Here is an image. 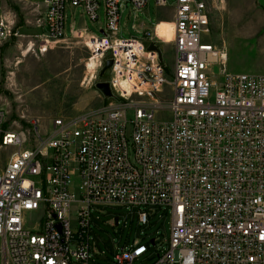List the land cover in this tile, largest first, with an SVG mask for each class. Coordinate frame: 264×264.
I'll list each match as a JSON object with an SVG mask.
<instances>
[{"label": "built area", "instance_id": "built-area-1", "mask_svg": "<svg viewBox=\"0 0 264 264\" xmlns=\"http://www.w3.org/2000/svg\"><path fill=\"white\" fill-rule=\"evenodd\" d=\"M148 1L103 0L104 36L85 38L96 72L112 59L110 89L125 103L110 102L102 116L56 117L46 127L39 118L21 125L0 108V152L13 150L0 168V264H90L99 253L91 243L93 210L105 213L99 207L134 208L141 227L156 208L170 213L168 247L150 264H264V73L227 70L225 44L206 40L210 0L171 7L155 0L172 10V41L158 35L159 21L144 31L148 46L110 36L121 8L143 11ZM43 3L38 25L47 32L30 36L0 0V43L26 40L28 51L44 53L66 39L67 3L94 23L102 5ZM159 43L173 45V70ZM161 111L170 117L159 118ZM153 240L118 249L114 262L146 257Z\"/></svg>", "mask_w": 264, "mask_h": 264}, {"label": "rangeland", "instance_id": "rangeland-1", "mask_svg": "<svg viewBox=\"0 0 264 264\" xmlns=\"http://www.w3.org/2000/svg\"><path fill=\"white\" fill-rule=\"evenodd\" d=\"M210 0L211 9V37L215 45L225 44L227 51V70L232 73H264V0ZM43 0H3L7 16L17 26H32L38 24L42 17L39 3ZM97 23L87 16L82 18L81 7L66 4V24H74L77 28L85 20L88 29L99 37L104 36L101 30L106 28L103 0ZM168 5L174 6L176 0H167ZM161 20V21H160ZM172 10L158 7L155 0H149L143 11H136L131 6L121 8L119 31L113 38L137 37L146 46L149 42L143 32L136 27L142 22L146 29L153 30L157 24V33L166 40L172 41ZM100 25L104 28H100ZM22 32L34 35L47 32L43 29L23 28ZM37 42V41H35ZM87 39L77 38L65 42H50L48 50L41 53L38 50H27L28 41L11 40L0 43V108L9 110L11 120L21 125H29L33 118H39L43 125L48 126L51 119L64 117L76 119L82 115L102 116L108 110L110 102L115 105L125 103L117 97H105V102L98 100L95 91L99 90L96 83L108 81L111 68L100 77V70L95 71L91 52L86 44ZM163 55V62L173 70L175 52L172 44H158ZM111 56V52L108 53ZM215 74H219L218 66L214 67ZM220 79V77H219ZM168 94H170V90ZM95 95V96H94ZM135 109L128 108L129 120L134 118ZM159 118H169V112L161 111ZM131 129V127H129ZM12 149L0 152V168L7 162ZM105 210L102 214L93 210V225L91 243L95 244L98 254L92 256L90 264H116L114 255L124 246L130 235L140 242H150L156 239L150 253L146 257L137 259L132 264H150L156 255V250H165L170 237L171 216L163 214V210L156 208L158 213L150 226L136 231L130 230L134 208L99 207ZM155 209V211H156ZM115 213L121 216V224L113 226L112 217ZM126 223L124 226L123 224ZM135 239V240H136Z\"/></svg>", "mask_w": 264, "mask_h": 264}, {"label": "crops", "instance_id": "crops-1", "mask_svg": "<svg viewBox=\"0 0 264 264\" xmlns=\"http://www.w3.org/2000/svg\"><path fill=\"white\" fill-rule=\"evenodd\" d=\"M37 3H39V2H37ZM39 4H40V7L42 8V17H41L40 19L44 22V16H45V5H44L43 2H42V3H39ZM81 15H82V18H85V17H86V15H85L84 12L81 13ZM66 21H67V20H66ZM82 22H83V24H81V25H80L79 27H77V28L74 26V24H70V25L68 26V33H70V35H68V34L66 33V39H65V40L56 41V42H65V41H67V40H72V41H74V39H77V38H83V39H84V37L86 38V37H89V36H98L96 33L92 32V31H90V30L88 29V26H87L85 20L82 21ZM24 27H26V28H28V29H43L44 31L47 30L45 24H44L43 26H40V25H38V24H34V25H32V26H27V25H26V26H25V25H23V26H18L20 32H21L23 35H30V36L40 35V34H42V33H35L34 35L27 34V33L22 32V30H23ZM145 27H146V24H145L144 22H142L140 25H138V26L136 27V30L144 33V31L147 30ZM100 28H104V26L100 25ZM65 32H67V24H66ZM101 32H103V30H101ZM43 33H45V32H43ZM19 41H20V40H19ZM10 42H11V41H10ZM4 43H8V42H4ZM4 43H1V44H4ZM35 44H36V46H38V41L35 42ZM95 92H96V93H95L96 98H97L98 100H101V101L104 103V102H105L104 94H103L100 90H96ZM95 95H94V96H95ZM4 109H6V110L9 112V110H8L7 108H4ZM1 168H2V167H1Z\"/></svg>", "mask_w": 264, "mask_h": 264}, {"label": "water", "instance_id": "water-1", "mask_svg": "<svg viewBox=\"0 0 264 264\" xmlns=\"http://www.w3.org/2000/svg\"><path fill=\"white\" fill-rule=\"evenodd\" d=\"M152 48H155V47L152 46ZM112 63H113L112 59H108V60L106 61L104 67H103V68L101 69V71H100V77H102V76L105 74V72H106L109 68H111ZM96 87H97V89H99V90H100V91H101L106 97H113V93H112V91H111V89H110V84H109L108 81H99V82L96 83ZM114 220H115V225L117 226V225L119 224V217L116 216ZM151 243L154 244V240H153V239H151Z\"/></svg>", "mask_w": 264, "mask_h": 264}, {"label": "trees", "instance_id": "trees-1", "mask_svg": "<svg viewBox=\"0 0 264 264\" xmlns=\"http://www.w3.org/2000/svg\"><path fill=\"white\" fill-rule=\"evenodd\" d=\"M157 213H158L157 209H156V211L154 210V214L152 215V217H151V219H150V223H149L148 226H150V225L154 222V218H155V216L157 215ZM162 213L166 215L165 211H163ZM131 215H132V219H131L130 230H131L132 227L134 226L136 231H140V229H141L142 227L138 224V221H137V215H136V213H135V210L133 211V213H132ZM116 216L119 217V224H121V216H120L119 214L115 213V215L112 217V219L114 220ZM119 224H118L117 226H119ZM112 225H113V226H116V225H115V220H114V223H113ZM123 225L125 226L126 223H124ZM129 236H130V235H128V240L126 241L125 245H127V244H129V243L132 244V243L135 241V239H136V237H134V238H132V239L130 240V237H129ZM129 241H131V242H129ZM127 242H129V243H127ZM146 243L150 244V242H146Z\"/></svg>", "mask_w": 264, "mask_h": 264}, {"label": "bare ground", "instance_id": "bare-ground-1", "mask_svg": "<svg viewBox=\"0 0 264 264\" xmlns=\"http://www.w3.org/2000/svg\"><path fill=\"white\" fill-rule=\"evenodd\" d=\"M172 40H173V28H172Z\"/></svg>", "mask_w": 264, "mask_h": 264}]
</instances>
